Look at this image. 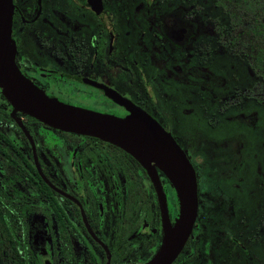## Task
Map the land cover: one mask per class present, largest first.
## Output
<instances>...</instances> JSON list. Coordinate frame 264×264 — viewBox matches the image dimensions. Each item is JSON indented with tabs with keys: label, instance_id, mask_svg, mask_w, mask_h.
<instances>
[{
	"label": "flooded vegetation",
	"instance_id": "obj_1",
	"mask_svg": "<svg viewBox=\"0 0 264 264\" xmlns=\"http://www.w3.org/2000/svg\"><path fill=\"white\" fill-rule=\"evenodd\" d=\"M12 7L15 64L39 90L120 118L143 112L185 153L196 215L170 264H264V0ZM154 169L161 197L126 151L51 127L0 89V264L147 263L180 210Z\"/></svg>",
	"mask_w": 264,
	"mask_h": 264
},
{
	"label": "water",
	"instance_id": "obj_2",
	"mask_svg": "<svg viewBox=\"0 0 264 264\" xmlns=\"http://www.w3.org/2000/svg\"><path fill=\"white\" fill-rule=\"evenodd\" d=\"M12 11V0H0L2 94L16 109L51 127L94 136L123 149L146 168L160 197L162 191L154 166L166 175L177 193L180 210L174 225L166 219L163 242L145 264H170L182 249L196 215L195 173L185 153L169 132L143 112H133L126 118H120L64 103L39 90L15 64L16 46L11 38Z\"/></svg>",
	"mask_w": 264,
	"mask_h": 264
},
{
	"label": "rangeland",
	"instance_id": "obj_3",
	"mask_svg": "<svg viewBox=\"0 0 264 264\" xmlns=\"http://www.w3.org/2000/svg\"><path fill=\"white\" fill-rule=\"evenodd\" d=\"M252 184L254 185V182H252Z\"/></svg>",
	"mask_w": 264,
	"mask_h": 264
}]
</instances>
